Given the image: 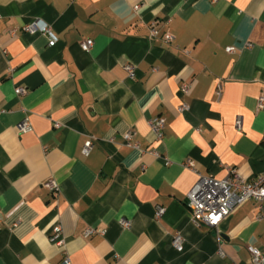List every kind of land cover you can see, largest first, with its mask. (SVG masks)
<instances>
[{"label":"crops","instance_id":"0c3cea01","mask_svg":"<svg viewBox=\"0 0 264 264\" xmlns=\"http://www.w3.org/2000/svg\"><path fill=\"white\" fill-rule=\"evenodd\" d=\"M262 95L264 0H0V264H251L247 246L264 249L257 203L198 226L186 197L200 175L264 172Z\"/></svg>","mask_w":264,"mask_h":264},{"label":"built area","instance_id":"2783aa9c","mask_svg":"<svg viewBox=\"0 0 264 264\" xmlns=\"http://www.w3.org/2000/svg\"><path fill=\"white\" fill-rule=\"evenodd\" d=\"M138 5L135 6L137 8ZM29 31H34L36 29V24L31 23L25 27ZM43 34L49 38V45H54L56 39L53 35L51 27L46 24H42L39 29ZM158 30L153 27L151 30V35L156 36ZM164 40L170 41L173 37L170 32L166 31L164 33ZM93 45L92 39H83L80 41V46L83 50L88 51ZM246 46L250 47L251 43H247ZM227 51L234 52L236 49L234 46H228ZM126 70L130 75L134 74L133 65H125ZM193 87V82H183L181 84L180 91L183 94H188ZM222 83H217L216 93L221 95ZM17 94L26 93L27 89L22 86H18L15 89ZM264 106V96L259 97V107ZM188 107L186 102H183L178 110L182 111ZM149 125L153 130L157 138L161 137L162 129L165 125V119L161 116L155 117L149 120ZM236 125L241 128V119L238 117L236 119ZM32 130V125L28 116H25L17 124V131L19 133H25ZM136 131L134 129L128 130L124 134V143L130 147H139L138 142L134 140ZM93 146V137H89L83 145V153L88 155ZM185 166L194 169L195 165L191 159L185 162ZM47 186L53 193H58V184L54 179H49L45 182ZM252 199L254 200L259 208L258 217L259 219L264 218V172L257 175L251 180L243 178L235 169H230L226 177L218 179L213 176H203L200 175L197 182L192 186L186 197L187 206L191 212V220L194 224L200 226L202 224L216 227L220 221L226 218L236 206L242 202ZM164 211V208L158 206L156 209V216L160 217ZM123 225L129 226V221H122ZM94 233V229H87L85 235H90ZM51 241L58 245L64 244V238L62 236V228L57 225L54 228V233L51 236ZM173 245L177 250L181 251L183 249L184 238L181 233L177 232L172 239ZM247 250L250 253L251 264H264V249H258L253 245H248ZM222 254V251L220 250ZM64 264H72L69 257H64Z\"/></svg>","mask_w":264,"mask_h":264}]
</instances>
